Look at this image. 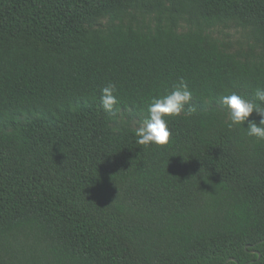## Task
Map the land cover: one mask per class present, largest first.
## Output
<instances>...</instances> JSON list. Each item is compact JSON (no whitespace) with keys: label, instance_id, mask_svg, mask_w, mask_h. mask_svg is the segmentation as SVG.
<instances>
[{"label":"trees","instance_id":"1","mask_svg":"<svg viewBox=\"0 0 264 264\" xmlns=\"http://www.w3.org/2000/svg\"><path fill=\"white\" fill-rule=\"evenodd\" d=\"M231 22L264 51V0H0V264H264V140L222 103L264 56L214 37ZM181 78L194 114L138 145Z\"/></svg>","mask_w":264,"mask_h":264},{"label":"clouds","instance_id":"2","mask_svg":"<svg viewBox=\"0 0 264 264\" xmlns=\"http://www.w3.org/2000/svg\"><path fill=\"white\" fill-rule=\"evenodd\" d=\"M116 92L114 83H109L101 89L100 101L106 112L113 111L118 105ZM192 98L193 93L183 78L169 94L159 98L153 97L148 105V116L135 129L136 143L142 146L169 144L173 137L169 118L179 117L182 113L194 114L195 110L191 106ZM222 103L229 110V128L247 123L246 135L264 140V87H257L254 90L253 99L232 92L222 97ZM186 105L189 106L187 111H185ZM253 113L260 117L258 122L250 119Z\"/></svg>","mask_w":264,"mask_h":264},{"label":"rangeland","instance_id":"3","mask_svg":"<svg viewBox=\"0 0 264 264\" xmlns=\"http://www.w3.org/2000/svg\"><path fill=\"white\" fill-rule=\"evenodd\" d=\"M107 22L108 18H98L93 22V25L95 27H104L107 25ZM212 34L214 35V37L220 40V42L226 49L232 52L247 53L252 50L251 52L255 56H264V51H262V48L260 46L254 45V48L250 49L252 41L248 38L247 30L236 23L231 22L225 25L217 26L212 30ZM145 117L147 116L136 118L133 122L134 127L138 128ZM123 123L124 118L121 117L119 120V124Z\"/></svg>","mask_w":264,"mask_h":264}]
</instances>
